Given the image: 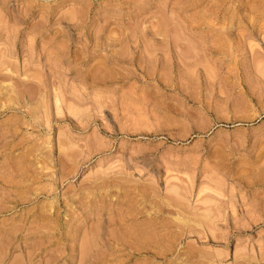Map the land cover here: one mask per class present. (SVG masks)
Wrapping results in <instances>:
<instances>
[{
    "label": "rangeland",
    "instance_id": "obj_1",
    "mask_svg": "<svg viewBox=\"0 0 264 264\" xmlns=\"http://www.w3.org/2000/svg\"><path fill=\"white\" fill-rule=\"evenodd\" d=\"M0 264H264V0H0Z\"/></svg>",
    "mask_w": 264,
    "mask_h": 264
}]
</instances>
